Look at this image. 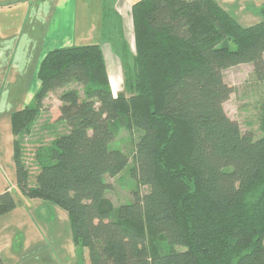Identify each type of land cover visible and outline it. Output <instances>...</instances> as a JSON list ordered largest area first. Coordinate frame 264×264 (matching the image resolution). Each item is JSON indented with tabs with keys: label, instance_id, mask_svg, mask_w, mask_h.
I'll use <instances>...</instances> for the list:
<instances>
[{
	"label": "trees",
	"instance_id": "obj_1",
	"mask_svg": "<svg viewBox=\"0 0 264 264\" xmlns=\"http://www.w3.org/2000/svg\"><path fill=\"white\" fill-rule=\"evenodd\" d=\"M257 13L243 25L215 0H136L134 52L122 39L116 95L99 43L44 54L32 100L11 115L16 188L66 213L89 264H264V104L259 136L223 108L233 92L223 70L249 63L264 81V4ZM71 82L83 96L59 94L55 121L67 130L26 161L24 137L48 112L44 98ZM131 128L139 136L130 171L148 190L115 206L105 177L129 157L111 144ZM21 203L0 192V215Z\"/></svg>",
	"mask_w": 264,
	"mask_h": 264
},
{
	"label": "crops",
	"instance_id": "obj_2",
	"mask_svg": "<svg viewBox=\"0 0 264 264\" xmlns=\"http://www.w3.org/2000/svg\"><path fill=\"white\" fill-rule=\"evenodd\" d=\"M135 1L0 0V192L12 190L22 202L0 215V256L4 264H89L87 251L84 249L81 257L72 242L66 213L19 194L11 115L32 100L39 86L38 65L54 47L99 43L111 91L114 95L120 92L123 70L119 49L123 39L134 52L131 5ZM215 1L226 8L224 0ZM60 89L48 92L43 104L50 93H60Z\"/></svg>",
	"mask_w": 264,
	"mask_h": 264
},
{
	"label": "rangeland",
	"instance_id": "obj_3",
	"mask_svg": "<svg viewBox=\"0 0 264 264\" xmlns=\"http://www.w3.org/2000/svg\"><path fill=\"white\" fill-rule=\"evenodd\" d=\"M222 3L227 11L233 16L236 15L235 18L247 19L245 23L239 20L243 25H250L261 19L257 13V8L264 4V0H224ZM121 69L123 70L122 65ZM33 74L35 75V73ZM223 79L233 89V92L223 103L224 111L230 118L238 121L242 132L250 130L255 132L256 136H259L261 134L259 117L264 104V81L255 79L253 67L249 63L239 64L223 70ZM9 84L13 86L14 82L10 81ZM61 88L63 89L58 91L69 88L77 89L78 93L83 96V87L77 83L71 82ZM4 91H8V89H4ZM59 94L55 91L50 93L44 103L53 115L59 113ZM49 111L39 116L31 134H26L24 137V157L28 162L33 163L35 148L41 142L47 144L51 141L54 130L56 133L67 130L65 124L56 122L55 119L57 118ZM138 136L139 131L134 128L121 129L117 138L111 144L112 147L121 148L129 157L127 166L118 175L105 177V180L111 183V188L105 192V197L115 206L130 201L134 191H138L142 195L148 190L147 186L140 185L137 182L130 171V168L135 165L134 148ZM30 169L36 171V166L30 164Z\"/></svg>",
	"mask_w": 264,
	"mask_h": 264
}]
</instances>
